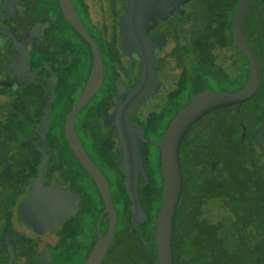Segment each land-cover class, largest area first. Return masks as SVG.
Listing matches in <instances>:
<instances>
[{
    "label": "flooded vegetation",
    "instance_id": "flooded-vegetation-1",
    "mask_svg": "<svg viewBox=\"0 0 264 264\" xmlns=\"http://www.w3.org/2000/svg\"><path fill=\"white\" fill-rule=\"evenodd\" d=\"M48 1L0 0V264H84L99 234L104 235L107 230L108 216L100 192L64 137L66 114L82 94L92 66L93 52L86 39L65 18L59 0L53 1L55 11L50 10ZM71 2L85 30L97 45L103 65L101 86L77 113L75 129L84 150L108 182L113 209L117 214L116 231L119 201L114 181L119 177V167L110 160L108 163L113 165L103 166L91 146L97 150L102 148L103 154L114 160L121 158V149L113 136L111 124L106 120L117 104L113 95L117 82L126 88L133 86L143 60L148 61L150 55L157 67H163L161 72L157 69L156 78L164 84L166 89L163 93L170 98L180 91L182 82L192 86L187 78V65L193 63L199 69L201 57L211 63L214 73L219 63L223 62L226 69L220 77L224 78V72L233 67L230 58L233 46L229 40L231 25L229 32L227 22L222 26L227 33L221 34L223 38L215 51L197 55L195 38L199 41L202 26L198 28L196 17L191 15L196 11L193 0H171L163 10L159 3L151 9L154 0H133L135 15L140 13L136 15L135 25L142 26L130 41L123 38L120 25L126 14L127 0ZM257 2L264 10V0ZM252 8H255L253 3L247 14ZM32 9L39 11L35 19L28 15ZM143 13L149 14L152 20L140 23ZM167 15L170 17L166 18ZM250 19L262 21L254 13ZM244 24L245 39L255 52L251 24L246 23L245 29ZM125 42H130V48L128 56L122 59ZM102 50H109L113 57L109 67L105 66ZM158 91L148 98V104L143 109L149 107L160 89ZM195 92H190L188 102ZM99 96L103 97L101 103L98 102ZM91 105L99 110L104 108L105 112L99 113L106 114V117L99 114L102 119L95 122L86 117L85 109ZM143 113L145 116L146 112ZM149 138L151 140L152 136L149 135ZM180 163L184 172L185 166L181 160ZM86 178L98 197L89 191ZM183 192L184 183L181 198ZM68 194L72 200L67 199L66 202ZM210 200L200 203L199 219L205 216L203 210L210 206ZM50 223V229H45ZM195 233L196 245L188 246V238L184 235L180 239L183 240L179 246L181 251L195 249L196 264H218V261H204V250L208 247L203 241V231L197 228ZM174 242L173 233V264ZM246 242L241 237L230 238L227 241L228 251L220 255L223 263L250 264V245ZM215 247L217 245L211 248ZM259 264H264V259Z\"/></svg>",
    "mask_w": 264,
    "mask_h": 264
},
{
    "label": "trees",
    "instance_id": "trees-1",
    "mask_svg": "<svg viewBox=\"0 0 264 264\" xmlns=\"http://www.w3.org/2000/svg\"><path fill=\"white\" fill-rule=\"evenodd\" d=\"M239 1L236 0L237 3L226 21L228 32ZM194 6L196 11L191 15L196 17V24L198 23L197 27L199 28L206 22L212 25L214 23L212 11L226 7L227 0H203L201 4ZM252 13L257 14L264 22L262 15L252 8L251 12L247 14L244 29L246 23L247 25L251 24L253 39L259 41L261 21L251 20ZM224 30L225 32L221 33L223 35L227 33V29L224 28ZM229 40L233 46V53L230 55L233 67L224 72L222 80L223 82L237 80L238 77L230 73V70L238 68L235 53L239 54L243 59L241 64L243 73L236 90L245 82L248 61L236 49L230 32ZM141 74L140 71L138 78ZM198 77L203 82L205 81L201 70ZM136 83L126 88L119 81L117 82L116 90L113 91L117 104L106 118L111 124L113 136L117 139L121 149V158L114 160L113 157L103 154L102 148V150H97L91 146V150L103 166L114 164L119 167L117 173L119 177L114 182H116L119 201L118 223L120 222L122 227L115 231L116 235L102 264H156L153 227L161 201L162 184L159 152L156 144L159 143L160 136L173 114L188 102L186 100L179 108L175 109L163 129H159L156 118L161 116V112L157 113L158 111L147 106L143 109V106L148 104V98L154 92L139 98L137 94H134ZM199 91L197 90L191 95L194 96ZM99 101L100 103L103 101L102 96L98 97ZM221 109H230V115L215 117L200 132L194 133V128L209 114L201 118L191 127L180 146L179 158L185 169L183 172L184 192L174 219V250L178 255L177 264H181L183 259L186 261L185 264H196V250L192 249L191 252H186L183 249L181 251L179 246H181L180 241H183L180 239H183L184 235L188 238V246H195L197 238L195 230L197 228L202 229L203 241L208 247L204 250L205 262L217 263L218 261V264H226L223 263L220 255L228 251L227 241L230 238L235 240L238 237L245 239L246 244L250 245V264H259L264 259V156L255 141L264 110V77L262 73L259 89L252 99L243 104ZM143 111L146 112L145 116ZM99 112L104 113V108L99 110L91 105L85 109V116L94 122L106 117V114ZM249 125L255 126L252 134L247 131ZM149 135L152 136V141ZM245 141L249 142L252 149H246L242 145ZM88 142L91 144L90 140ZM147 143L150 144L147 146ZM136 159L139 160V167L128 170V165L124 161L131 162ZM109 160L113 164H109ZM206 199H211L210 206L203 210L205 213L203 219H199L197 214L200 211V203L205 202ZM182 213L186 214L188 226L185 228L176 223ZM241 214L250 218L247 228L256 229L254 233L248 231V233L238 232L235 234L232 231ZM126 220L131 224L129 231L124 225ZM122 234H131L134 238V246L129 250L130 255L127 262L114 260L117 253L114 247L115 242ZM190 241L192 242L190 243ZM216 245L219 253H217V247L211 248Z\"/></svg>",
    "mask_w": 264,
    "mask_h": 264
},
{
    "label": "water",
    "instance_id": "water-1",
    "mask_svg": "<svg viewBox=\"0 0 264 264\" xmlns=\"http://www.w3.org/2000/svg\"><path fill=\"white\" fill-rule=\"evenodd\" d=\"M59 2L67 21L81 34L84 39H86L93 52L92 66L82 94L80 95L78 102L66 114L64 137L80 164L94 180L104 203V211L108 216L107 230L105 234H99L98 240L91 248L84 262V264H100L114 238L116 214L113 209L108 182L100 169L88 156L78 138L75 129V117L79 110L100 88L103 79V65L99 49L91 36L85 30L82 22L74 10L71 0H59ZM251 3L254 4L255 8L264 17V10L258 5L257 0H240L234 11L231 22V36L233 43L236 49L243 54L248 61V71L245 82L235 91L219 92L210 89H203L199 91L172 117L158 143L162 184L161 201L155 216L153 227L156 264H173L172 241L174 233V219L180 203L184 183L179 158V150L184 137L191 127L201 118L215 110L237 104H243L244 102L252 99L259 89L261 83L262 63L257 54L246 41L243 31L244 20ZM128 4L129 6H127L126 14L120 25L124 37L130 41L135 36V31H139L142 25H135L137 16L140 13L137 12V16L135 15L136 10L133 0H128ZM148 16L149 14L143 13L139 22L146 24L149 19L152 20V18ZM146 63L147 61L143 60L141 68L142 74L139 77L140 81L134 92V94H137L139 98L145 97L154 92L156 83L158 82L156 75H153L151 66L148 67ZM140 102L141 100L139 103ZM263 135L264 110L260 126L255 137L257 147L264 156ZM98 225L99 221L97 228ZM50 226L51 223L49 226H46L45 229H50Z\"/></svg>",
    "mask_w": 264,
    "mask_h": 264
},
{
    "label": "rangeland",
    "instance_id": "rangeland-1",
    "mask_svg": "<svg viewBox=\"0 0 264 264\" xmlns=\"http://www.w3.org/2000/svg\"><path fill=\"white\" fill-rule=\"evenodd\" d=\"M53 1L55 0H49L48 1V5H51V9L55 11L54 5H53ZM194 3L197 4H201L203 2V0H193ZM171 2V0H154V2H152V7L153 5H155L156 3H159V6L162 8H165L166 6L169 5V3ZM236 0H227V6L223 7L221 9H214V11H212V15H213V21L214 23L212 25H209V22H206L204 24V26H202V28L199 31L198 34V39L199 41L196 39V48H198V54L197 55H202L204 52L207 54H209L210 52L215 51L216 47L219 46V42L221 40V38H223L221 36V33L225 32V30L222 28V26L226 25V21L229 19L232 10L234 8V5L236 4ZM47 8V7H46ZM39 9V8H38ZM31 11L28 15L31 18H36V16L38 15L39 11L38 10H34ZM166 11H163L162 13H165ZM170 16H166V18H168ZM24 21L26 22V17H24ZM34 21V20H33ZM37 22V21H35ZM214 24H216L217 26H213ZM197 25V24H196ZM203 25V24H202ZM67 26V25H64ZM61 28H66V27H61ZM259 30L261 31V35L259 38V41H255L256 42L254 45L255 47V52L258 55V57L261 60L262 63V75L264 77V22L261 21L260 25H259ZM223 35V34H222ZM123 38H125L123 36ZM198 42V43H197ZM130 48V42L124 43L123 49H122V59L124 57L128 56V49ZM149 52H152V50H150ZM196 52V51H195ZM153 53V52H152ZM102 55H103V59L105 62V66L109 67V65L112 62V56L109 53V50H102ZM236 55V59L238 62V68H235V70H230V73L234 74L235 76H237V80H230L228 82H223L222 77H220L221 72L224 71L226 69V67L224 66V63H219L218 65V70H214L215 73L213 72L212 69V65L211 63H209V61H206L207 59L201 57L202 63L201 66L198 68H195L196 66L193 65V63L187 65V78L189 77V81H191L192 86H189L188 83L182 82V86L180 87V91H177L174 95L173 98L168 97V95L166 93H163L166 88L164 86V84L158 79H157V83H156V88L155 91L159 92L158 90L160 89V93L157 94V97L154 99V101L149 104L150 108H153L154 110L158 111L157 113L161 112V116L156 118V121L159 123V129H163V127L165 126L166 122V118L170 117L173 113L174 110L179 108L180 104L185 102L187 99L190 98V92L195 90H203V89H210L213 91H219V92H223V91H235V88L237 87V85H239L240 83V78H241V74L242 72V57L235 53ZM157 63V62H156ZM122 66L124 67V62H121ZM149 66H151L152 71H153V75H157V69L159 72H161L163 70V67L161 66H156L157 64H155V60L154 57H152V55H150L149 60L146 63ZM224 66V67H223ZM191 67H193V69H191ZM142 65L140 67V71H141ZM202 69V70H201ZM202 71V76L205 77V83L199 79V71ZM212 73H214L215 75H212ZM139 75V74H138ZM152 79V78H151ZM137 81L139 83L140 79L137 77ZM136 83V84H138ZM184 83L186 84V88L184 87ZM241 87V86H240ZM239 88V87H238ZM237 88V89H238ZM230 109L226 110V109H220V110H216L214 112L209 113L208 116H206L203 120H201V122L197 125V127H195L194 129V133L195 132H200V130L207 125L209 122H211L215 117L218 116H229L230 115ZM253 125V124H252ZM249 125V127L247 128V131L249 134H252L253 131L255 130V126ZM157 130V129H156ZM158 131V130H157ZM150 141V140H148ZM150 143H147V146ZM243 146H245L246 149H252L251 145L249 144L248 141H245L243 144ZM130 151V150H129ZM253 151L255 152L256 149L254 148ZM129 153V152H128ZM124 163H126L128 170H132L135 169V167H139V160H132L131 162H129V160H127V162L124 161ZM86 183H87V187L89 188V191L92 193L93 196H97V194L93 193L92 191V183L90 182L89 179L86 178ZM95 198V197H94ZM184 198V197H183ZM67 199L72 200V196H70V194L66 195L65 197V201L67 202ZM96 199V198H95ZM97 206H100V201L97 202ZM184 209L185 207L182 206ZM179 221H177L176 223H178V225L182 228H185L187 225V221H186V214L182 213V215H180L179 217ZM250 223V218L248 216H245L243 214H241L240 216H238L237 218V222H235L234 225V232L235 234L238 232H244V233H248V231H250V233H254V231H256V229L254 228H247V224ZM124 225L126 227V230L129 231L131 224L129 222H127V220L124 222ZM122 226L120 224V222L118 223L117 229H120ZM263 227V226H262ZM264 231V229H263ZM182 245L185 246V243L183 242ZM134 246V238L133 235L131 234H122V236L118 237L116 242H115V249L117 251L114 260L115 261H128L129 260V255H130V248H133ZM186 251V250H185ZM177 259H178V255L176 253V250H174V264H177ZM186 261L185 259H183L181 261V264H185Z\"/></svg>",
    "mask_w": 264,
    "mask_h": 264
}]
</instances>
